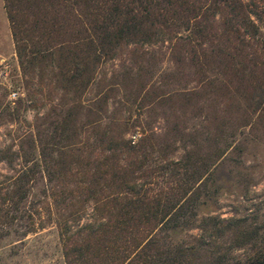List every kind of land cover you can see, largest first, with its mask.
Instances as JSON below:
<instances>
[{"label":"rangeland","instance_id":"obj_1","mask_svg":"<svg viewBox=\"0 0 264 264\" xmlns=\"http://www.w3.org/2000/svg\"><path fill=\"white\" fill-rule=\"evenodd\" d=\"M215 40L124 46L98 65L82 90L47 60L23 73L0 0V264H65L56 219L79 208L71 224L97 220L84 185L109 141L121 144L132 135L135 145L143 139L142 146L122 153L120 162L140 167L134 174H147L136 178L145 189L187 185L189 170H171L172 162L187 156L203 174L194 183L195 225L160 230L161 243L193 240L208 215L237 217L239 224L216 240L235 246L230 254L250 251L249 243L237 247L234 240L247 239L242 232L256 227L264 234V92L259 96L257 84L222 71L217 53L234 50ZM256 70L264 88V66ZM23 172L32 179L13 210L2 196ZM199 257L207 263L206 250Z\"/></svg>","mask_w":264,"mask_h":264},{"label":"trees","instance_id":"obj_2","mask_svg":"<svg viewBox=\"0 0 264 264\" xmlns=\"http://www.w3.org/2000/svg\"><path fill=\"white\" fill-rule=\"evenodd\" d=\"M4 9L23 73L47 60L55 64L60 78L75 87L78 82L84 90L98 65L115 58L124 46L174 38L202 45L216 39L234 50L217 53L222 71L257 84L259 96L264 92L256 70L264 66V0H4ZM142 141L135 145L137 139L121 144L110 140L106 155L89 175L82 192L85 200H93L97 220L71 224L69 219H78L79 208L56 219L65 264H202L201 249L207 252L206 264H264V234L258 227L242 232L247 239L235 238L237 247L249 243L250 251L243 256L230 254L235 246L217 242L218 235L239 224L237 217L208 215L196 225L201 233L193 240L160 242V230L195 225L191 219L199 184L194 183L203 174L193 170L187 156L171 166L172 171L189 170L187 185L145 189L136 178L147 174H134L140 167L120 162L122 153L137 151ZM32 175L15 176L2 196L13 210L27 196L24 183ZM94 182L100 186L91 188Z\"/></svg>","mask_w":264,"mask_h":264},{"label":"built area","instance_id":"obj_3","mask_svg":"<svg viewBox=\"0 0 264 264\" xmlns=\"http://www.w3.org/2000/svg\"><path fill=\"white\" fill-rule=\"evenodd\" d=\"M10 97H11V98H15V97H16V92H15V91H12V92L10 93ZM131 139H132V142H135L136 139H137L136 135H132V136H131Z\"/></svg>","mask_w":264,"mask_h":264}]
</instances>
